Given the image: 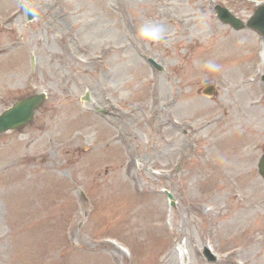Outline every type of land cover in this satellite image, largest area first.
<instances>
[{"label":"rangeland","instance_id":"374dc122","mask_svg":"<svg viewBox=\"0 0 264 264\" xmlns=\"http://www.w3.org/2000/svg\"><path fill=\"white\" fill-rule=\"evenodd\" d=\"M263 1L0 0V264H264Z\"/></svg>","mask_w":264,"mask_h":264},{"label":"water","instance_id":"95a60500","mask_svg":"<svg viewBox=\"0 0 264 264\" xmlns=\"http://www.w3.org/2000/svg\"><path fill=\"white\" fill-rule=\"evenodd\" d=\"M216 10L219 19L223 22L231 24L237 30L245 27L242 21L232 15L227 9L217 6ZM246 26L257 30L264 36V4L257 8L254 15L248 20ZM212 91V87L206 89L207 93H211ZM44 99L45 94L40 93L18 101L11 108L4 111L0 115V133L8 129L26 125L33 118L34 111ZM260 166L264 175V155L261 159ZM206 255L209 260H213V257H211L207 250Z\"/></svg>","mask_w":264,"mask_h":264},{"label":"clouds","instance_id":"9594fccd","mask_svg":"<svg viewBox=\"0 0 264 264\" xmlns=\"http://www.w3.org/2000/svg\"><path fill=\"white\" fill-rule=\"evenodd\" d=\"M167 29L159 23L146 21L137 29L136 38L146 44L158 43L166 40ZM207 73H218L221 71V66L214 60H208L203 65Z\"/></svg>","mask_w":264,"mask_h":264}]
</instances>
